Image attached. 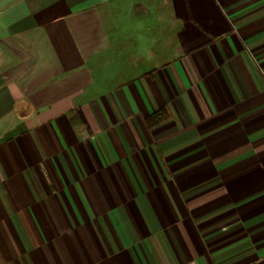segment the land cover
Here are the masks:
<instances>
[{"label":"crops","instance_id":"crops-1","mask_svg":"<svg viewBox=\"0 0 264 264\" xmlns=\"http://www.w3.org/2000/svg\"><path fill=\"white\" fill-rule=\"evenodd\" d=\"M0 264H264V0H0Z\"/></svg>","mask_w":264,"mask_h":264},{"label":"trees","instance_id":"trees-1","mask_svg":"<svg viewBox=\"0 0 264 264\" xmlns=\"http://www.w3.org/2000/svg\"><path fill=\"white\" fill-rule=\"evenodd\" d=\"M166 114L167 111L166 110H162L156 114H154L153 116H151L149 118V121L151 124H158L159 122H161L164 118H166Z\"/></svg>","mask_w":264,"mask_h":264},{"label":"rangeland","instance_id":"rangeland-1","mask_svg":"<svg viewBox=\"0 0 264 264\" xmlns=\"http://www.w3.org/2000/svg\"><path fill=\"white\" fill-rule=\"evenodd\" d=\"M168 26H169V22H168ZM169 28V27H168Z\"/></svg>","mask_w":264,"mask_h":264}]
</instances>
